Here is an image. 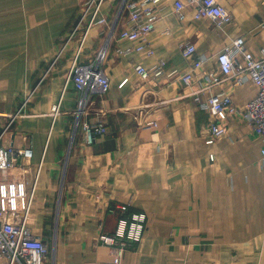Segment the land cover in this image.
Here are the masks:
<instances>
[{
	"label": "crops",
	"instance_id": "obj_1",
	"mask_svg": "<svg viewBox=\"0 0 264 264\" xmlns=\"http://www.w3.org/2000/svg\"><path fill=\"white\" fill-rule=\"evenodd\" d=\"M173 1L160 0L147 36L153 52L146 54L119 51L134 41L118 36L126 11L111 30L116 1L102 3L107 22L92 26L80 46L82 26L66 41L78 0H0V143L31 148L27 178L40 163L27 225L48 246L44 264L113 259L98 235L114 229L119 202L143 210L147 220L141 240L122 252L118 264H264L263 143L249 120L234 112L225 134L207 141L211 117L192 95L202 78L185 85L177 73L141 79L133 70L136 63L163 60L166 69L181 73L202 55L206 60L193 72L221 74L216 53L233 38L243 37L255 54L263 46L264 0H219L232 14L223 27L207 16L194 18L191 6L178 18ZM187 39L195 44L191 57L180 50ZM78 49L80 63L102 52L110 82L105 92H89L81 107L80 92L65 81ZM233 79L202 90L201 99L228 89L242 108L258 87L248 76L235 85ZM99 117L107 131L93 142L84 140L81 125L73 132L77 119ZM16 173L0 171V178ZM0 264L8 263L0 258Z\"/></svg>",
	"mask_w": 264,
	"mask_h": 264
},
{
	"label": "built area",
	"instance_id": "obj_2",
	"mask_svg": "<svg viewBox=\"0 0 264 264\" xmlns=\"http://www.w3.org/2000/svg\"><path fill=\"white\" fill-rule=\"evenodd\" d=\"M105 0H78V19L75 27L68 34L70 39L82 26L84 28L80 36V46L88 30L97 23L107 22V17L101 12L102 3ZM116 1V14L111 25L113 31L114 22L121 16L123 11L127 12L126 25L119 30L118 36L133 40L132 46L119 51L127 52L130 49L152 53L153 48L147 38L148 33L154 29L155 20L159 15L160 0H110ZM174 12L178 18H182L185 6L194 9L193 17L207 16L217 27H223L232 22V14L219 0H174ZM264 24V23H263ZM79 46V48H80ZM180 50L185 57L193 56L195 44L187 39L180 44ZM78 51L74 54L69 64L65 76L66 82L71 81L76 90L80 92L79 106L81 107L86 95L94 90L105 92L109 86V77L101 66V51L89 62H79ZM216 59L219 64L221 74L218 71L207 70L202 74H195L193 70L201 65L206 57L198 55L191 62V65L181 73L174 67L166 69L165 61L145 67L141 63H136L133 70L141 79H148L151 75H161L166 73L179 74V78L185 85H191L198 78L203 79V86L194 90L192 95L197 104L206 109L210 114L207 124V141H213L217 136H222L226 132L228 117L237 112L248 119L253 133L260 138L263 146L260 148V162L264 161V43L258 50V54L251 52L245 46L244 38L237 36L228 44H225L217 53ZM234 76L231 84H239L244 77L250 79L258 87L254 96L248 99L242 108H238L232 102V91L221 89L210 93L201 99L202 90L213 87L224 79ZM128 80L124 77L119 85ZM20 109V108H19ZM15 114H11L10 120L4 124L2 131L7 130V126L13 120ZM52 109L57 112L58 104H53ZM134 116L139 118L140 110ZM151 123L156 124L152 121ZM74 130L81 125L84 140L93 142L97 136L107 131L104 119L99 117L96 121L78 119L74 122ZM0 132V136H1ZM31 148L28 145L14 146L0 143V171L17 169L16 174L10 177L1 175L0 178V258L8 264H44L48 253L47 244L38 235L32 234L27 220L30 216V207L33 201L34 190L38 180V169L31 178H27L24 173L30 165ZM213 158V154H211ZM115 207L120 210L116 219V225L111 232L102 231L98 235V240L103 244L111 246L113 259L105 264H118L122 252L132 243L140 241L146 226L147 215L143 210H130L129 202H119Z\"/></svg>",
	"mask_w": 264,
	"mask_h": 264
}]
</instances>
